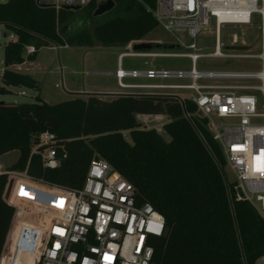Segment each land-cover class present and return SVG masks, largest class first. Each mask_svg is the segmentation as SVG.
<instances>
[{"label": "trees", "instance_id": "trees-1", "mask_svg": "<svg viewBox=\"0 0 264 264\" xmlns=\"http://www.w3.org/2000/svg\"><path fill=\"white\" fill-rule=\"evenodd\" d=\"M113 1L114 8L100 17L93 16L94 2L78 11H55L35 0L0 4V25L16 37L3 49L0 96L15 87L38 91L29 75L10 68L34 61L41 48H125L158 27L152 15L156 0ZM29 46L35 52L25 55ZM163 47L168 46L158 48ZM34 100L0 103V157L19 153L7 171H26L33 179L75 190L92 160L107 162L133 186L137 204L151 205L164 219L163 237L152 241L156 264H256L264 255V219L250 203L236 200L234 183L223 173V152L190 100L148 95L110 101L75 96L56 104ZM137 115L166 116L162 129L170 141L141 126ZM44 132L57 140L56 169L43 168L40 157L31 156ZM7 182L0 175V254L14 213L3 199Z\"/></svg>", "mask_w": 264, "mask_h": 264}, {"label": "built area", "instance_id": "built-area-1", "mask_svg": "<svg viewBox=\"0 0 264 264\" xmlns=\"http://www.w3.org/2000/svg\"><path fill=\"white\" fill-rule=\"evenodd\" d=\"M106 1L35 0V3L59 11L64 7L81 9L91 2L99 6ZM152 15L165 33L185 34L191 40L213 19L214 51L202 54L193 42L185 47L191 52L121 53L113 73L118 86L145 90L150 96H167L170 93H162L167 91H192L190 101L196 106L197 116L207 120L206 128L219 144L234 174L236 200L250 203L263 215L264 114L257 112V101L251 93H260L264 100V0H156ZM254 16L260 21L257 26L253 25ZM223 26L256 28L260 33V53H251L249 45L222 53L219 32ZM237 43L233 36V47ZM34 52V47L26 48L27 55ZM125 56L182 58L190 62V69L125 71L121 67ZM202 58L256 60L259 70L198 71L197 62ZM129 78L159 83L124 84ZM167 80L189 81L190 84L163 83ZM244 81L258 84L240 83ZM122 135L126 138V132ZM56 144L55 135L41 133L31 156H39L43 168L56 169L59 165ZM0 175L7 176V185L12 180L8 200L4 202L14 211L7 233L9 237L12 232V254L6 255L4 250L6 236L0 264H25V258L35 264H156L152 241L163 237L164 219L151 205H138L133 186L107 162L92 160L82 186L75 190L33 179L26 171L0 170ZM28 209L39 214L37 220L24 216ZM260 260L264 263V255Z\"/></svg>", "mask_w": 264, "mask_h": 264}, {"label": "rangeland", "instance_id": "rangeland-1", "mask_svg": "<svg viewBox=\"0 0 264 264\" xmlns=\"http://www.w3.org/2000/svg\"><path fill=\"white\" fill-rule=\"evenodd\" d=\"M1 4L7 2L8 0H0ZM260 24L259 18L253 17V25L257 26ZM7 30L4 26L0 25V77L2 75L3 69V49L6 42L9 39H14L13 33L10 32L11 37L8 38L3 35ZM214 33H215V23L211 19L208 27L202 31L194 40L188 39L185 34L170 35L165 33L160 27H157L153 32L147 35L142 41L134 42L126 46L125 48L115 47L112 48H89L85 46H74L68 49H56L59 46L50 45V49H41L39 52L38 60L36 61L37 69H49L47 73L37 72L35 77L39 80L41 91H35L32 89H27L24 87L10 88L11 94L0 96V103L23 105L32 104L36 97L43 98L45 102L49 104H56L65 100L72 99L74 96L69 95L66 91L69 89V85L75 81V84L85 83L86 86L93 87L96 89H101L105 87L107 90L112 89L118 91L119 88L116 85V80L113 77L102 78V77H88L87 72H114L116 71V62L118 55L121 53L134 52L132 46L137 43H160L161 45L167 46H179L180 49L175 50H156L154 49L152 53H163V52H191L186 50V46L191 43H195L196 48L202 54H210L214 51ZM235 36L237 40V45L233 47L232 37ZM220 43L222 45L221 52L229 53L232 49H236L242 45H249V50L251 53H260V33L256 28H241L236 26H223L220 28L219 32ZM32 47V46H31ZM53 47V48H52ZM62 47V46H61ZM248 48H243L247 50ZM27 55V53H25ZM63 68L61 72L60 68ZM122 69H136L138 71H146L150 69L154 70H168V71H189L190 62L182 58H162V59H145V58H124L122 63ZM198 71H258L259 64L256 60H234V59H212V58H202L197 62ZM61 73L63 75L64 82L70 75L76 74V76L71 77L68 86L65 83L64 88L61 84ZM127 82V81H125ZM130 82H158V81H146V80H134ZM218 83L230 84L231 81H217ZM165 83L170 84H190L189 81L180 80H167ZM202 83V82H200ZM216 83V82H209ZM240 83H245L248 85H256L258 82L255 81H244ZM91 87V88H92ZM121 91V90H119ZM139 90H124L123 93H137ZM147 92V91H146ZM148 93V92H147ZM162 93L175 94L180 97L189 96L193 94L190 91H167ZM257 101V112L264 114V100L260 93H251ZM81 96L86 99L88 95H75ZM100 99L104 101H110L113 99L112 95H99ZM162 119V120H161ZM167 118H148L145 120L146 125L141 124L145 128L155 129L166 142L170 141V138L163 131L162 125L166 122ZM139 122H143L142 118L138 119ZM222 122V121H221ZM127 135V133H126ZM129 141V139L126 137ZM18 151L9 152L0 157V170L7 171L18 159ZM225 179L228 184H232L235 180L234 174L227 166L223 170ZM33 209H28L24 216L29 218H34L37 220L39 214L33 212ZM264 219V214L261 215ZM11 233V236H10ZM9 237L7 236L4 250L6 255L11 256L12 250L10 249L13 244L12 232H9ZM31 264H35L34 262ZM256 264H264L259 259Z\"/></svg>", "mask_w": 264, "mask_h": 264}, {"label": "crops", "instance_id": "crops-1", "mask_svg": "<svg viewBox=\"0 0 264 264\" xmlns=\"http://www.w3.org/2000/svg\"><path fill=\"white\" fill-rule=\"evenodd\" d=\"M100 6V5H99ZM98 7V6H97ZM96 7V8H97ZM6 32H4L3 33V35H6L7 36V34H5ZM8 38H10L11 37V35H10V33H9V36H7ZM16 40V37L14 36V39H9L7 42H9V41H15ZM6 42V43H7ZM53 48V47H52ZM68 48H72V47H69V46H67L66 45V47H62V49H68ZM112 48H115V47H112ZM41 49H50L49 47H46V48H41ZM40 49V50H41ZM56 49H58V48H56ZM61 49V48H60ZM98 49H100V48H98ZM101 49H104V48H101ZM40 50H39V52H40ZM39 52H38V55H37V57H36V59L34 60V61H27V60H25L22 64H20V65H14V66H12L10 69L12 70V71H14V72H17V73H21V74H26V75H29L35 82H36V84H37V87H38V91H41V89H40V86H39V84H40V82H39V80L35 77V74L37 73V72H44V73H47L48 71H49V69H44V68H42V69H40L39 71H36V69L38 68L37 67V65L35 64L36 63V61L38 60V56H39ZM124 58H130V57H127V56H125ZM123 58V59H124ZM123 59H122V61H121V67H122V63H123ZM145 59H147V58H145ZM116 65H117V62H116ZM60 68V70H61V72H63V68L62 67H59ZM125 71H138V70H136V69H127V70H125ZM1 72H3V69H2V71ZM115 72V71H114ZM114 72H105V73H111V75H109V76H97V75H95L94 73H98V72H87V76L88 77H102V78H108V77H113V78H115V76H114ZM74 76H76V74H74V75H69L68 77H67V80L64 82V80H63V75H62V73H61V84H62V87L64 88V86H65V83H66V85L68 86V84H69V82H72L71 80H70V78L71 77H74ZM115 80H116V78H115ZM135 79H125L124 81H123V83L124 84H128V85H134V84H154V83H159V82H138V83H136V82H130V81H134ZM125 81H127V82H125ZM76 82L75 81H73L72 82V84L71 85H69V89H67L68 91H66L67 93H69V95H72V96H74L75 97V95H112V96H119V95H148V96H150L149 94H147V92L145 91V90H139L137 93H123L124 92V90L126 91V90H134V91H137V90H135V89H121L119 86H118V83H117V80H116V85H117V87L119 88V90H121V91H116V90H112V89H105V87H102L101 89H96V88H93L92 86V88L91 87H89V86H86L85 85V83H80L79 82V84H75ZM163 83H165V82H163ZM170 84V83H169ZM154 92V91H153ZM190 92H192V91H190ZM194 94V93H193ZM193 94H190L189 96H183V97H180V96H178V95H175V94H169V95H167V96H171V97H176V98H178V99H180V100H190L191 99V97L193 96ZM151 96H156V95H151ZM73 97V98H74ZM81 97V96H80ZM41 98V97H40ZM82 98V97H81ZM114 98V97H113ZM41 99H43V98H41ZM167 118L166 116H142V115H137L136 116V120H137V122L139 123V124H143V125H146V121L145 120H147L148 118ZM139 118H142V120H143V122H139L138 121V119ZM162 120V119H161ZM168 122V119L166 120V122L165 123H167ZM164 123V124H165ZM142 126V125H141ZM164 125H162V127H163ZM258 262V261H257ZM256 262V263H257Z\"/></svg>", "mask_w": 264, "mask_h": 264}, {"label": "water", "instance_id": "water-1", "mask_svg": "<svg viewBox=\"0 0 264 264\" xmlns=\"http://www.w3.org/2000/svg\"><path fill=\"white\" fill-rule=\"evenodd\" d=\"M114 6H115V4H114L113 0H107L104 4H102V5L97 7V9L95 10L93 16L94 17H100V16L110 12L114 8ZM62 9L78 11V10H80V7H72V8L64 7ZM6 34H7V36H9V32H6ZM159 46H161L160 43L141 42V43L134 44L132 46V49H133L134 52L147 53V52H152L153 49L161 50L160 48H158ZM165 46H167V45H165ZM174 49H177V46H168V47H163L162 48V50H174ZM11 185H12V180L9 181V183L7 185V188H6V192H5V195H4V201L5 202L8 200V196H9ZM14 225H15V222L13 223V226ZM13 226H12V228H13ZM10 236H11V233H10Z\"/></svg>", "mask_w": 264, "mask_h": 264}, {"label": "snow or ice", "instance_id": "snow-or-ice-1", "mask_svg": "<svg viewBox=\"0 0 264 264\" xmlns=\"http://www.w3.org/2000/svg\"><path fill=\"white\" fill-rule=\"evenodd\" d=\"M21 194H22V195L24 194L23 191L21 192Z\"/></svg>", "mask_w": 264, "mask_h": 264}]
</instances>
